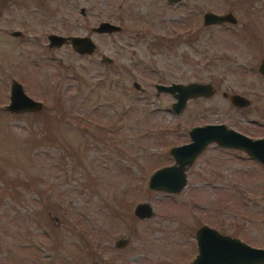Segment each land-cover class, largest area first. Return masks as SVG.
Instances as JSON below:
<instances>
[{"label":"rangeland","instance_id":"obj_1","mask_svg":"<svg viewBox=\"0 0 264 264\" xmlns=\"http://www.w3.org/2000/svg\"><path fill=\"white\" fill-rule=\"evenodd\" d=\"M229 2L0 0V264H192L202 225L264 248V166L244 152L210 144L179 193L148 187L193 126L264 138V0ZM194 9L244 22L190 26ZM102 21L120 30L95 32ZM51 33L66 41L49 47ZM13 81L42 106L7 111ZM171 82L213 93L175 113L154 87ZM236 93L247 107L231 104Z\"/></svg>","mask_w":264,"mask_h":264},{"label":"water","instance_id":"obj_2","mask_svg":"<svg viewBox=\"0 0 264 264\" xmlns=\"http://www.w3.org/2000/svg\"><path fill=\"white\" fill-rule=\"evenodd\" d=\"M177 3L179 0H167ZM234 22L230 15H218L206 13L204 23ZM97 33H111L120 30V26L108 21H102L93 28ZM49 47L61 46L66 38L49 34L47 36ZM70 43L80 55H90L95 49L94 43L87 36H72ZM101 61L111 63L112 58L101 56ZM258 72L264 76V58L260 59ZM135 88H139L134 83ZM157 92L170 94L175 101L171 109L179 113L188 99L194 97H208L213 93L212 86L208 83L190 82L187 84L171 82L154 85ZM231 104L238 108L249 105V100L242 95L232 94L229 97ZM41 102L29 97L20 83L13 81L10 86L9 102L6 110L11 113L36 111L41 107ZM190 141L181 145L173 146L169 152L173 158V164L160 167L153 171L148 179V187L151 190L164 191L167 193H179L186 183L185 170L194 162L196 157L210 144L219 147L234 149L244 152L250 159L264 166V138L253 139L238 131L228 128L225 124H204L193 126L188 132ZM134 212L140 219L147 218L152 213V208L147 203L137 204ZM195 245L197 253L192 264H264V248L251 246L238 238L222 234L216 229L202 225L195 232ZM119 241L117 246H122Z\"/></svg>","mask_w":264,"mask_h":264},{"label":"flooded vegetation","instance_id":"obj_3","mask_svg":"<svg viewBox=\"0 0 264 264\" xmlns=\"http://www.w3.org/2000/svg\"><path fill=\"white\" fill-rule=\"evenodd\" d=\"M220 1H224L226 4H228V3L231 4V2H229L230 0H220ZM179 2H182V0H179ZM179 2H177V3H179ZM233 2L235 3V1H233ZM167 3H170V2L167 1ZM194 3L198 6L199 3H200V0H194ZM236 3H237V1H236ZM171 4H173V3H171ZM191 12H192V23L189 24L190 26H192V25H199V22H200L201 25L204 26V27H227V26L241 25L242 22H244V21H242L240 19L241 17L238 16L236 12L233 13L229 9H228V11H226V10H223V11H211L210 10L209 11L208 10V11H205V12H202V13H200L198 10L194 9ZM82 13H83V11H82ZM206 13H215V14H218V15H227V14H230L234 18V22L232 23V22L222 21V22H217V23H212V24H205L204 23V15ZM239 95H241V94H239ZM223 96L226 97L225 93H223Z\"/></svg>","mask_w":264,"mask_h":264}]
</instances>
